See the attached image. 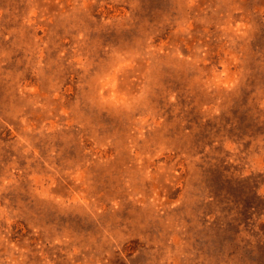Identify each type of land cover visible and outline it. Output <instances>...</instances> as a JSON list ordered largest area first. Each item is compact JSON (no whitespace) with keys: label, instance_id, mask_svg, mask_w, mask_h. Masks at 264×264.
I'll return each instance as SVG.
<instances>
[{"label":"rangeland","instance_id":"374dc122","mask_svg":"<svg viewBox=\"0 0 264 264\" xmlns=\"http://www.w3.org/2000/svg\"><path fill=\"white\" fill-rule=\"evenodd\" d=\"M0 264H264V0H0Z\"/></svg>","mask_w":264,"mask_h":264}]
</instances>
